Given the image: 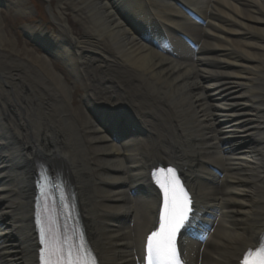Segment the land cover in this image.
Listing matches in <instances>:
<instances>
[{"label": "bare ground", "instance_id": "1", "mask_svg": "<svg viewBox=\"0 0 264 264\" xmlns=\"http://www.w3.org/2000/svg\"><path fill=\"white\" fill-rule=\"evenodd\" d=\"M56 1L55 31L25 28L41 53L17 48L0 16V264H38L37 156L71 173L99 264H138L157 198L136 187L164 160L211 229L181 239L187 263L237 264L264 230V0ZM51 58L82 87L78 103Z\"/></svg>", "mask_w": 264, "mask_h": 264}, {"label": "snow or ice", "instance_id": "2", "mask_svg": "<svg viewBox=\"0 0 264 264\" xmlns=\"http://www.w3.org/2000/svg\"><path fill=\"white\" fill-rule=\"evenodd\" d=\"M153 179L161 189L164 202L160 207L159 227L146 237L145 264H181L176 237L191 219V201L172 168L157 170ZM36 222L39 227V216ZM50 239L45 238L44 229L40 228L39 264H95L84 247L69 251L66 245L53 247ZM239 264H264V239L257 247L242 253Z\"/></svg>", "mask_w": 264, "mask_h": 264}, {"label": "rangeland", "instance_id": "3", "mask_svg": "<svg viewBox=\"0 0 264 264\" xmlns=\"http://www.w3.org/2000/svg\"><path fill=\"white\" fill-rule=\"evenodd\" d=\"M57 1L56 0H24V3L20 4L21 8L29 7L30 10L24 11L23 13H18L14 10V8L6 7L1 5L0 6V16H1V22H2V28L5 32L6 36L12 39L16 45L17 48L21 47H32L33 44L25 38L23 26H35V27H43L45 24H41V21L49 24L48 25V31H55L56 25L51 21V16L49 11H46V7L52 6L54 9L56 6ZM66 10L64 11L68 23L71 27L72 33L75 36H80L82 33L81 27L77 22L73 20L72 13L68 9V6H66ZM5 48H10L9 43L4 44ZM6 49V50H7ZM54 63V68L57 70H61L64 72L65 77L67 79L68 83H73L72 76L68 73L66 68L61 65L59 62ZM84 93L81 86L77 83H74L73 91H72V102L73 104H76L79 102L80 96Z\"/></svg>", "mask_w": 264, "mask_h": 264}]
</instances>
